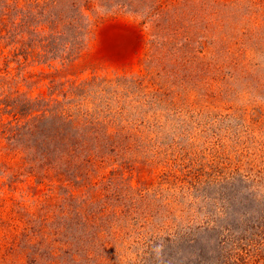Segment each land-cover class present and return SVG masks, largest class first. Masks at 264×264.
Masks as SVG:
<instances>
[{
    "label": "rangeland",
    "instance_id": "374dc122",
    "mask_svg": "<svg viewBox=\"0 0 264 264\" xmlns=\"http://www.w3.org/2000/svg\"><path fill=\"white\" fill-rule=\"evenodd\" d=\"M0 264H264V0H0Z\"/></svg>",
    "mask_w": 264,
    "mask_h": 264
}]
</instances>
